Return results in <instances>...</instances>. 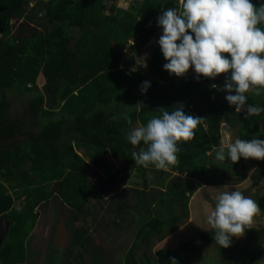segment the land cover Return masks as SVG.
Here are the masks:
<instances>
[{"label": "trees", "instance_id": "16d2710c", "mask_svg": "<svg viewBox=\"0 0 264 264\" xmlns=\"http://www.w3.org/2000/svg\"><path fill=\"white\" fill-rule=\"evenodd\" d=\"M251 2L259 7L264 0ZM31 4L33 10L26 15L25 7ZM169 8L179 10V0H145L128 11L111 7L109 13L105 0H0V92H17L29 100L23 118L16 119L9 115L8 101L0 99V219L5 216L11 224L0 249V264H27V242L40 217L37 208L51 202L55 184L58 183L56 195L65 204L77 209L78 214L89 212L87 205L97 197L98 188L87 176L89 163L76 152L75 146L92 152V165L105 170L110 182L117 181L111 173V157L125 163V182L132 171L146 182L148 169L156 168L136 165L133 152L146 146H133L128 134L136 126H146L154 116H161V108L169 112L183 109L186 115L202 119L194 129V138L178 144V163L170 167L187 177L209 176L207 163L211 153L221 146L223 123L236 127L239 139L264 140V112L246 118L248 105L264 108V92L258 96L248 93L245 111L235 112L224 99L228 93L220 90L226 76L215 80L197 78V74L177 77L164 69L168 61L152 39L160 27L158 18ZM37 18L41 19L38 27L34 26ZM155 19L156 25H150ZM13 20H25L18 34L13 32ZM259 27L264 29V24ZM74 29L80 31L78 37ZM133 39L138 53L143 44L150 45L147 64L151 74L121 67ZM40 74L46 79L43 88L37 82ZM144 82L151 85L146 93L141 90ZM213 84L220 89L212 88ZM138 104L141 106L136 108ZM19 137L25 139L21 141ZM27 161L30 166L22 170ZM260 161L264 168V160ZM166 175L165 171L160 174L163 179ZM218 176L211 173L206 184L222 185L223 179H228L225 173ZM165 182L158 187L165 188ZM199 187L192 182L172 183L169 193L161 196L160 206L165 203L173 210L174 203L180 201L183 205L185 202L184 208ZM22 198L25 204L18 209L15 202ZM114 199L101 218L104 228L116 217H122L119 222L115 219L122 227L128 218L127 202ZM257 203L264 211V203ZM171 212L165 213L167 218L153 215L140 237L144 233H151V238L159 235L183 217H175ZM109 216L111 223L106 220ZM89 229L76 231L71 240L73 247L80 245L89 250ZM252 233L254 230L250 229ZM214 235V230L202 232L194 242L216 244ZM258 239H251V243L253 240V244L257 241L263 245L264 231ZM216 245L224 259L222 264H254L262 253L252 249L255 245L239 254L237 249L235 253L229 252L234 250L231 246ZM94 247L97 249L98 245L94 243ZM85 255L77 256L80 264ZM156 256L158 264H172L173 259L185 264L183 256L171 248L159 249ZM130 258L133 260L127 264L137 263L133 253ZM67 262L72 264V260Z\"/></svg>", "mask_w": 264, "mask_h": 264}, {"label": "rangeland", "instance_id": "374dc122", "mask_svg": "<svg viewBox=\"0 0 264 264\" xmlns=\"http://www.w3.org/2000/svg\"><path fill=\"white\" fill-rule=\"evenodd\" d=\"M145 0H105L106 7L108 8L107 13L110 12L111 7H115L120 10L128 11L135 5H140ZM34 4L25 7L26 15L31 13ZM157 19L154 20L150 25H156ZM25 23V20H13V32L18 34L20 32L21 24ZM41 19L37 18L34 26H39ZM29 31V27H27ZM73 32L77 35L80 31L74 29ZM163 35V29L157 28V32L152 39V44L156 47L159 45V38ZM137 45L136 40L129 41V44L125 52V60L121 67L134 70L143 74H151L152 71L149 69L147 59H149V47L148 44L141 46V51L138 53L135 51ZM146 63V67L143 66ZM196 74L195 69L192 68L183 77H194ZM38 85L43 88L46 83V79L43 74H40L38 78ZM226 95L224 99L226 100ZM0 99H6L9 105V115L11 118L21 119L23 118L26 111L29 109V100L25 95L20 93H1ZM227 101V100H226ZM138 127V126H136ZM222 141L221 147L225 149V160L220 161L216 159V154L220 148L216 149L209 158L207 163L210 170L209 176L202 177H187L180 173L171 171H165L167 175L165 179L160 176L164 170L148 169L147 181L137 176L136 171L129 173L127 182L124 181L123 170L125 163L121 159L111 157L112 171L117 181L110 182L108 180L109 175L105 170L96 169L92 165L91 153L83 148L76 147V152L84 158L90 165L87 176L94 182L98 188L97 197H93L88 207L91 209V216L86 214H80L79 219L84 217L89 218V222L83 224L80 221L79 229H84V226H88L91 229L92 235L90 236L92 244H89V250L80 245L71 244V240L74 239L73 233L77 230L75 227L77 221L74 219V215H79L77 209H71L65 204L54 192V197L49 204L42 205L38 211L40 212V225L39 228L34 232V236L27 242V264H68V260H72V264H80V259L77 257L80 253L86 254L81 264H127L128 261L133 260L130 258V253L134 254L133 264H158L156 252L162 248H171L178 254L183 256L185 264H222L224 259L218 246L212 242H194L195 239L202 232H210L213 229L207 223V216L215 206V197L220 194L221 191L238 190L245 196L252 198L257 202L264 203V168L261 167V161L255 159L245 160L243 157L237 163H233L227 158V145L233 143L238 138V130L236 127H231L225 123L222 124ZM19 140L23 141L24 137H19ZM30 166V163L25 162L21 169L25 170ZM215 173L217 176H221L225 173L228 175V179H223L222 185H208V178L211 173ZM220 177V176H218ZM222 179V177H220ZM166 181L167 186L160 189L158 185L160 182ZM199 184L198 190L190 195L189 201H187L186 207L180 201L175 202L173 210L168 204L160 206L159 200L163 194L169 193V186L172 183H188ZM7 185V184H6ZM227 186V189L224 187ZM53 190L56 188L52 187ZM180 189L179 187H177ZM12 194V191H10ZM102 194V195H101ZM142 195V196H141ZM189 195V194H188ZM107 196L110 198L106 202L108 204H99V198ZM119 199L120 203L127 202L128 210L127 220L122 224V227H126V231H122L121 226L116 223L122 217H116L118 222L111 223L106 226L110 230L116 231L120 229V232L114 237L100 235L103 232L104 225L101 223L100 216L106 215L105 213L114 203V198ZM123 199V200H122ZM25 199L17 200L15 202L16 208H22ZM145 201V202H144ZM124 204V203H123ZM91 205V207H90ZM118 206V203L115 204ZM182 206V207H181ZM183 208V209H182ZM158 211H157V210ZM172 211V212H171ZM104 212V214H103ZM168 212H171L173 216H183L178 222L165 228L159 235L151 238L149 234L144 233L140 237V232L145 227V224L151 221L153 215L158 214L160 217L167 218ZM166 213V214H165ZM95 215L98 219H95ZM112 217L114 215L111 214ZM109 221L111 217H108ZM255 224L253 226L254 233L250 235V229H246L243 236L231 237V248H234V252L228 250L231 253H237L240 251L245 252L248 249H252L255 252L262 253L258 255L257 260L254 264H264V244H257V241L253 244V240L258 239L259 234L264 231V211L260 209V212L254 217ZM113 227H112V226ZM111 226V227H110ZM115 226H118L115 228ZM105 230V228H104ZM126 232L129 234L127 238L118 239L119 235H125ZM149 233V231L147 232ZM119 234V235H118ZM99 236V237H98ZM257 237V238H256ZM119 238V237H118ZM2 239V238H0ZM251 239L252 243H251ZM94 240H99L98 248L94 247ZM4 240H1L0 248L2 247ZM85 241V240H83ZM87 245V241L84 243ZM96 251H95V250ZM77 250V251H76ZM69 253V256H68ZM257 253V254H258ZM72 256L70 257V255ZM70 257V258H68ZM132 263V262H131Z\"/></svg>", "mask_w": 264, "mask_h": 264}, {"label": "clouds", "instance_id": "9594fccd", "mask_svg": "<svg viewBox=\"0 0 264 264\" xmlns=\"http://www.w3.org/2000/svg\"><path fill=\"white\" fill-rule=\"evenodd\" d=\"M179 4V10H163L158 18L163 29L159 45L168 61L164 69L177 77L185 76L192 68L197 78L215 80L226 76L222 89L215 84L211 87L228 93L225 98L235 112L245 111L247 94L258 96L264 92V29L259 27L264 24V3L256 7L251 0H179ZM150 86L144 82L142 92ZM159 110L161 116L132 129L128 140L133 146H146L133 152L136 165L168 171L178 163V144L194 138V129L202 119L186 115L183 109ZM261 112L264 108L248 105L246 118ZM128 123H132L130 118ZM241 157L264 160V140L236 139L227 145V158L237 163ZM225 158L221 147L216 159ZM215 201L207 223L215 231L216 244L228 248L231 237H241L246 229L253 228L260 205L238 190L221 191ZM172 264L178 262L173 259Z\"/></svg>", "mask_w": 264, "mask_h": 264}, {"label": "crops", "instance_id": "0c3cea01", "mask_svg": "<svg viewBox=\"0 0 264 264\" xmlns=\"http://www.w3.org/2000/svg\"><path fill=\"white\" fill-rule=\"evenodd\" d=\"M118 159V158H117ZM57 185H58V183L57 184H55L53 187L55 188V187H57ZM53 189V188H52ZM53 191H55V189L53 190ZM54 193V192H53ZM22 199H25V198H22ZM110 198H108L107 196H103V197H101V198H99V204L100 205H102V204H110L109 202L107 203L106 201L107 200H109ZM21 200V199H20ZM91 203V202H90ZM24 204H25V200H24V203H23V206H24ZM89 204V203H88ZM22 206V207H23ZM88 206V205H87ZM16 207V206H15ZM41 207V206H40ZM39 207V208H40ZM90 207H91V205H90ZM39 208H37V211H38V209ZM19 209V208H18ZM21 209V208H20ZM72 209V208H71ZM89 209V211L90 212H92L91 210H92V207H91V209L90 208H88ZM39 212V211H38ZM90 212H88V211H86V212H84V216L86 215V214H88V215H90L91 216V214H90ZM39 214H40V212H39ZM79 216H80V214L79 215H74V219H75V221H77V224H76V228H77V230L76 231H81V229H79V225H80V221L83 223V224H86V222H89V218L88 217H84L82 220L81 219H79ZM104 216V215H103ZM102 215L100 216V218H102L103 217ZM7 219V218H6ZM40 219H41V216L39 217V220H38V224H37V226H36V228H35V230H34V232L39 228V225H40ZM109 218H107L106 220H107V222H110L109 220H108ZM101 221H102V219H101ZM111 223V222H110ZM9 225L11 226V224H10V221H9ZM85 227H88V226H84V228ZM126 227L127 226H124V228H122L123 230L120 232V229L119 230H116V231H113V230H110V229H108V228H105V230H104V228H103V232H101L100 233V235H103V237H105V236H107V237H109V236H112V237H114L115 238V236L117 235V233H123L124 231H126L127 229H126ZM89 228V227H88ZM9 231H10V228H9ZM76 231L73 233V235L75 234V235H77V233H76ZM34 232H33V234H34ZM89 232H90V236L92 235V233H91V229H89ZM32 234V235H33ZM8 235H9V232H8ZM119 235V234H118ZM129 234L126 232V234L125 235H119L117 238H116V242L118 241V239H123L124 240V238H127V236H128ZM34 236V235H33ZM8 237V236H7ZM7 237L6 238H4L3 240H4V242L2 241V243L4 244L5 242H6V240H7ZM99 237V236H98ZM91 238V237H90ZM94 243H96L97 245H98V243H99V240H94ZM3 246V245H2ZM1 249V248H0Z\"/></svg>", "mask_w": 264, "mask_h": 264}, {"label": "water", "instance_id": "95a60500", "mask_svg": "<svg viewBox=\"0 0 264 264\" xmlns=\"http://www.w3.org/2000/svg\"><path fill=\"white\" fill-rule=\"evenodd\" d=\"M1 226L4 227V234H3V237L1 239V240H3L4 238H6L8 236V232H9V228H10L9 221L6 219L5 216H3L0 219V227Z\"/></svg>", "mask_w": 264, "mask_h": 264}, {"label": "flooded vegetation", "instance_id": "af4514ba", "mask_svg": "<svg viewBox=\"0 0 264 264\" xmlns=\"http://www.w3.org/2000/svg\"><path fill=\"white\" fill-rule=\"evenodd\" d=\"M3 234H4V227L1 226V227H0V238L3 237ZM0 244H1V239H0Z\"/></svg>", "mask_w": 264, "mask_h": 264}]
</instances>
